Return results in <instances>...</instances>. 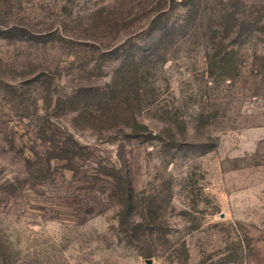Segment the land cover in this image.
Masks as SVG:
<instances>
[{"label":"rangeland","instance_id":"obj_1","mask_svg":"<svg viewBox=\"0 0 264 264\" xmlns=\"http://www.w3.org/2000/svg\"><path fill=\"white\" fill-rule=\"evenodd\" d=\"M181 2L0 0V264H264V0Z\"/></svg>","mask_w":264,"mask_h":264},{"label":"trees","instance_id":"obj_2","mask_svg":"<svg viewBox=\"0 0 264 264\" xmlns=\"http://www.w3.org/2000/svg\"><path fill=\"white\" fill-rule=\"evenodd\" d=\"M183 2L185 3V5H187V3H188L187 0H182L181 3L183 4ZM189 18H192L191 17V13H188V16H186V19H184L183 21H185V20H187ZM213 33H215V34L211 35L212 39H210L208 41V44H206V52H207V57L208 58H210V54H209L208 51H212V50L214 51V49L212 47L215 45L216 41L218 40L217 35L220 33V29L213 31ZM220 38L223 39L222 37H220ZM214 56L216 58H220V53H218L216 51V54ZM127 205L128 204L124 205L123 208H122V217H124L126 220L128 219V213L130 211V206H129L130 204L128 206Z\"/></svg>","mask_w":264,"mask_h":264}]
</instances>
